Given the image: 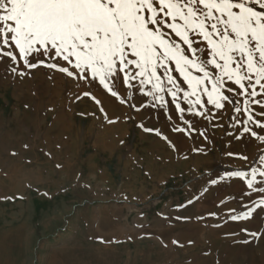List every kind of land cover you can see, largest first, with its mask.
<instances>
[{
    "label": "rangeland",
    "instance_id": "obj_1",
    "mask_svg": "<svg viewBox=\"0 0 264 264\" xmlns=\"http://www.w3.org/2000/svg\"><path fill=\"white\" fill-rule=\"evenodd\" d=\"M12 66L0 60V264H264V207L230 218L264 195L227 175L264 170V143L234 112L186 115L189 128L124 87Z\"/></svg>",
    "mask_w": 264,
    "mask_h": 264
},
{
    "label": "snow or ice",
    "instance_id": "obj_2",
    "mask_svg": "<svg viewBox=\"0 0 264 264\" xmlns=\"http://www.w3.org/2000/svg\"><path fill=\"white\" fill-rule=\"evenodd\" d=\"M5 58L20 77L43 65L77 87L95 83L113 97L124 87L133 93L129 100L136 93L150 98L142 107L163 111L171 105L189 128L186 115L211 122L213 109L221 119L231 110L233 127L264 143V135L249 126L264 131V120L257 118L264 117V0H0V60ZM227 175L264 194V170L253 169L251 178L244 171ZM244 207L248 211L230 218H251L256 207H264V195Z\"/></svg>",
    "mask_w": 264,
    "mask_h": 264
}]
</instances>
